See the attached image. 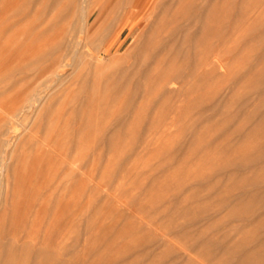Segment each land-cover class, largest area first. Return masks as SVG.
I'll return each mask as SVG.
<instances>
[{
    "label": "rangeland",
    "instance_id": "1",
    "mask_svg": "<svg viewBox=\"0 0 264 264\" xmlns=\"http://www.w3.org/2000/svg\"><path fill=\"white\" fill-rule=\"evenodd\" d=\"M116 4L87 37L82 0H0V264L261 263L264 0H159L120 30ZM65 29L67 66L31 86Z\"/></svg>",
    "mask_w": 264,
    "mask_h": 264
},
{
    "label": "bare ground",
    "instance_id": "2",
    "mask_svg": "<svg viewBox=\"0 0 264 264\" xmlns=\"http://www.w3.org/2000/svg\"><path fill=\"white\" fill-rule=\"evenodd\" d=\"M84 3H85V5H84V9L82 10V14H81V18H82V21H81V23L83 22V26H82V32L85 34V35H87V37H91L92 36V34H91V30H92V28H93V26H90V18H91V15L96 11V10H100L102 7H103V5L105 4L106 6L108 5V4H112L113 3V1L114 0H82ZM158 1L159 0H146V2L144 3V5L141 7V8H138L137 7V5L135 4V3H131L129 0H124V2H122V0H115V2H117V4H116V6H115V8H118V13H117V26H118V30H120V29H122V28H124V27H132L136 22H137V20H138V16L142 13V11H144V10H146L145 12H146V14H145V16H144V20H148V21H150L151 20V18H149V15H148V13H149V10H152L156 5H157V3H158ZM261 3V2H260ZM104 5V6H105ZM261 5V4H260ZM260 5H258V6H260ZM109 6V5H108ZM107 8V7H106ZM115 8L110 12V13H108V16H107V19L111 22V18H110V15H111V13L115 10ZM136 8H138V9H136ZM21 10V9H20ZM14 11V10H13ZM255 11V10H254ZM59 13V12H58ZM60 14V13H59ZM43 15V14H42ZM47 15V14H46ZM55 15H56V13H55ZM213 17H214V15L213 14H211ZM211 15H210V18H211ZM48 16V15H47ZM196 16V14L194 15V14H192V15H185L184 16V19L187 21H190V22H192V21H194V17ZM58 17V16H57ZM197 17H199V15L197 16ZM59 18V17H58ZM207 19H206V30H205V32H203L202 33V35H199V36H197L196 37V41H198V42H206L207 40L210 42V40H211V38H209L208 39V34H209V30H208V27H209V24H210V18H209V14H208V16L206 17ZM220 18V17H219ZM60 19H61V17H60ZM154 20H155V18H153ZM221 19V18H220ZM59 20V19H58ZM222 20V19H221ZM14 22V21H13ZM14 23H16V22H14ZM59 23V22H58ZM142 23H143V21H141L140 20V22L137 24V28L134 30V32L137 30V29H139L140 28V26H142ZM148 23V22H147ZM222 23V22H221ZM135 26V25H134ZM222 26V25H221ZM256 26V25H255ZM190 28V27H189ZM211 29L212 30H216V29H218V27H215L214 29L213 28H210V32H212L211 31ZM208 30V31H207ZM215 30L213 31V32H215ZM219 30V29H218ZM217 30V31H218ZM45 31V30H44ZM222 31V30H221ZM220 31V32H221ZM138 33L136 34V37H140L141 35H142V33H143V28H141L140 29V31L138 30L137 31ZM41 33V32H40ZM62 33H63V35H62ZM61 33V35H62V37H61V35H60V37H61V42L59 43V44H57V47L55 48L54 46V48H55V50L53 51V52H49V53H47L46 52V50H45V52H46V55H45V53H42L41 52V56L43 55L44 57H43V59H44V64L41 66V67H37V68H39V70L37 69V73L34 75V78H33V80H32V84H31V86L33 85V84H35V83H37V85H38V87H40L41 85H43L44 83H46L47 81H48V79H49V77L50 76H53V75H56L57 73H59L62 69L64 70V66H67V61H66V65H62V60H63V53L62 52H60V50H64L63 48H64V46L67 44V42H65V41H67V39H68V36H69V33H70V30L69 29H65L63 32ZM120 33V32H119ZM217 33V32H216ZM216 33H213V34H216ZM236 33V32H235ZM234 33V34H235ZM32 34V33H31ZM42 34V33H41ZM102 34V33H101ZM248 34V33H247ZM246 34V35H247ZM33 35V34H32ZM197 35V34H196ZM222 32L220 33V37H222V36H224V37H222V38H227L225 35H222ZM246 35H244L245 36V39H249L250 37H246ZM249 35V34H248ZM102 36H104V35H102ZM212 36H215V35H212ZM217 37H219V31H218V35H216ZM241 36V35H240ZM239 36V37H240ZM73 37H75V36H73ZM104 37H106V36H104ZM219 37V40L221 39ZM230 37V36H229ZM234 37V36H233ZM241 37H243V35L241 36ZM101 38H103V37H101ZM215 38V37H214ZM252 38L253 37H251L250 38V40H252ZM36 39H37V37H36ZM77 39V38H76ZM97 39H99V37L97 38ZM223 39V40H224ZM242 39V38H241ZM240 39V40H241ZM244 39V40H245ZM69 40H70V38H69ZM216 40V39H215ZM238 40H239V38H238ZM37 41V40H36ZM77 41V40H76ZM133 41V40H132ZM236 41V40H235ZM68 42H72L71 40L70 41H68ZM212 42H215V41H212ZM216 42H218V41H216ZM227 42V41H226ZM230 42H232V41H230ZM80 43V42H79ZM83 43V42H82ZM112 43V42H111ZM135 43H137V42H135ZM223 43H225V42H223ZM84 44V43H83ZM87 44V43H86ZM114 44V43H113ZM116 45V44H115ZM73 46V45H72ZM133 46H134V44H133ZM133 46H132V49H133ZM65 47H67V46H65ZM119 47V46H118ZM136 47V46H135ZM48 48H50V47H48ZM68 48V47H67ZM70 48H72V47H70ZM66 49V48H65ZM131 49V48H130ZM48 50H50V49H48ZM71 49H69L68 50V52H71L70 51ZM66 51H67V49H66ZM72 51H73V49H72ZM58 52H60V53H58ZM87 52V51H86ZM64 55H67V53L65 52V50H64ZM72 53V52H71ZM85 53V52H84ZM70 54V53H69ZM38 55H39V58H41L40 57V52L38 53ZM35 56V55H34ZM120 56V55H119ZM68 57H70V56H68ZM33 59V61L34 60H36L35 58H32ZM65 59H66V57H65ZM72 59H73V57H72ZM77 59V58H76ZM74 60V59H73ZM27 62H29V61H27ZM65 62V61H64ZM35 63V62H34ZM30 64V63H29ZM70 64V63H69ZM22 66V65H21ZM76 66V65H75ZM27 67V66H26ZM184 68H186V67H184ZM36 69V68H35ZM187 69H182V67H180V68H177V69H175L171 74H168L166 77H165V80H164V82H163V86H166L168 83L170 84V83H172L173 81H176L177 79H179V78H181V77H185V73H186V75L188 76L189 75V72L187 71ZM27 73V72H26ZM28 74H29V72H28ZM21 75V74H20ZM59 75V74H58ZM30 76V75H29ZM17 77V76H16ZM23 78V77H22ZM25 78V77H24ZM30 78V77H29ZM56 78V77H55ZM64 79V78H63ZM0 81H3V80H0ZM23 81V80H22ZM51 81V80H50ZM80 81V80H79ZM54 82V81H53ZM18 83V82H17ZM27 83V82H26ZM49 84V83H48ZM63 84V83H62ZM169 84H168V86H169ZM13 85H14V83H13ZM36 85V84H35ZM53 85V84H52ZM67 85V84H66ZM12 86V85H11ZM16 86V85H15ZM45 86V85H44ZM62 86V85H61ZM72 86V85H71ZM38 87L37 86H35L34 88H32V91L30 92V94L28 95V98L26 97V100L25 101H23V102H21V104L19 105V106H17V104H15L14 106H12V107H10L7 111H6V113H7V116H6V119H7V121H11L12 122V120L14 119L15 120V118L16 117H18L19 116V114H20V111H22V109L24 108V107H32V105H35V102L36 101H38L40 98H42V94H41V91L38 89ZM53 88V87H52ZM60 88V87H59ZM31 89V88H30ZM46 89V88H45ZM51 89V88H50ZM49 90V89H48ZM69 90V89H68ZM72 90V89H71ZM1 92H3V91H1ZM29 92V91H28ZM42 93H43V91H42ZM53 93V92H52ZM64 93V92H63ZM66 94V93H65ZM70 94H71V92H70ZM45 96H46V94H45ZM44 96V97H45ZM64 96V95H63ZM62 96V97H63ZM47 98V97H46ZM51 98V97H50ZM58 99V98H57ZM61 99V98H60ZM59 100V99H58ZM57 100V101H58ZM66 99H64V101H65ZM44 101V100H43ZM52 101V100H51ZM63 101V100H62ZM70 101V100H69ZM68 101V102H69ZM42 102V101H41ZM59 102V101H58ZM52 103V102H51ZM60 103V102H59ZM63 103V105L65 104V102H62ZM58 104V103H57ZM41 105V104H40ZM43 105V104H42ZM60 105H62L61 103H60ZM66 105V104H65ZM11 106V105H10ZM72 106V105H71ZM39 107H41V106H39ZM48 107V106H47ZM58 107V106H57ZM21 109V110H20ZM39 109V108H38ZM57 109V108H56ZM34 110H36L35 108H34ZM46 111V110H45ZM34 112H36V111H34ZM49 112V111H48ZM47 112V113H48ZM57 112H60V111H57ZM46 113V112H45ZM44 113V114H45ZM49 113H51V112H49ZM48 113V114H49ZM64 113V112H63ZM33 114H35V113H33ZM62 114V113H61ZM60 114V115H61ZM46 116V118L47 117H49V116H47V115H45ZM59 116V115H58ZM30 117V116H29ZM34 117V116H33ZM19 118V117H18ZM42 118V117H41ZM45 119V118H44ZM18 120V119H17ZM55 120V119H54ZM61 120V119H60ZM6 121V123H8ZM34 121V120H33ZM68 121H70V120H68ZM10 122V123H11ZM18 122H20V121H18ZM45 122V121H44ZM47 122V121H46ZM61 122V121H60ZM48 123H49V121H48ZM12 124V123H11ZM45 124V123H44ZM50 124V123H49ZM62 124V123H61ZM60 124V125H61ZM17 125V124H16ZM68 125V124H67ZM10 126V125H9ZM12 126V125H11ZM14 126V125H13ZM50 126V125H49ZM52 126H53V124H52ZM15 128V127H14ZM13 127H12V129L11 130H13L14 129ZM39 128V127H38ZM41 128V127H40ZM45 128V127H44ZM48 128V127H47ZM68 128V127H67ZM54 129V128H53ZM10 130V131H11ZM16 130V129H15ZM26 130V129H25ZM45 130V129H44ZM64 130V129H63ZM21 132H23V131H21ZM47 132V131H46ZM68 132H69V130H68ZM10 133V132H9ZM38 133V132H37ZM39 134V133H38ZM44 134V133H43ZM67 134V133H66ZM9 135V134H8ZM11 135V134H10ZM9 135V136H10ZM68 136V135H67ZM42 137V136H41ZM56 137H58V136H56ZM74 137V136H73ZM42 139V138H41ZM44 139V138H43ZM72 139V138H71ZM10 140V139H9ZM48 140V139H47ZM30 141V140H29ZM28 142V141H27ZM72 142V140L71 141H69V144ZM73 142H74V140H73ZM42 143V142H41ZM53 143V142H52ZM55 143V142H54ZM75 143V142H74ZM72 144V143H71ZM55 145V144H54ZM74 145V144H73ZM28 146V145H27ZM31 146V145H30ZM58 147V146H57ZM0 148H1V146H0ZM70 149V148H69ZM60 150V149H59ZM58 151V150H57ZM64 151V150H63ZM67 151V150H66ZM65 151V152H66ZM10 152V151H9ZM11 152H12V150H11ZM59 152V151H58ZM1 155V154H0ZM11 156V155H10ZM64 156V155H63ZM65 156H66V154H65ZM74 163V162H73ZM12 185V184H11ZM259 264H264V261H261V263H259Z\"/></svg>",
    "mask_w": 264,
    "mask_h": 264
}]
</instances>
